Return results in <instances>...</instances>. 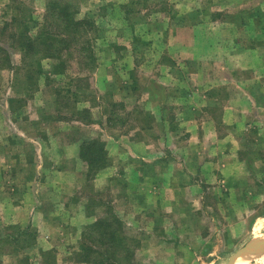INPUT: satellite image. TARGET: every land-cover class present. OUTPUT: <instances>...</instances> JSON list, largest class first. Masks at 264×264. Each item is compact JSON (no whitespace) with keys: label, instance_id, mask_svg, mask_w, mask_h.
I'll return each mask as SVG.
<instances>
[{"label":"rangeland","instance_id":"obj_1","mask_svg":"<svg viewBox=\"0 0 264 264\" xmlns=\"http://www.w3.org/2000/svg\"><path fill=\"white\" fill-rule=\"evenodd\" d=\"M49 1L0 0V48L6 52L0 54V59L5 62L4 58L8 57L7 64L0 63L3 65L0 68V152L7 161L4 163L0 155V264H85L82 246L90 244L86 226L114 216L121 222L124 220V235L130 240L129 244L136 245L127 264H136L137 250L150 235L144 232L148 227L147 220L140 218L139 225L128 226L127 220L111 210V196L113 200V196H119V188L112 193L107 188L100 192L103 185L87 183L82 190V194L89 197L86 213L95 215L89 218L94 221L86 225L84 217L78 216L82 210L76 208L74 189L71 196L59 197L48 184L49 192L38 197V191L44 190L42 184L54 181L56 177L55 169L50 167L51 161L60 158L57 150L64 137L60 138L59 133L80 135L88 145L94 143L87 151L88 157L96 151V157H102L98 162L101 167L103 145L98 142L96 132L87 125L93 118L105 120L113 115L120 120L117 125L124 126L130 121L123 104H119L120 101L114 103L109 96L114 95L115 88L125 85L129 95V87L135 84L133 95L140 93L139 82L145 79L155 82V76L158 79L160 73L155 71L158 66L165 67L162 70L170 69L163 75L171 84L191 78L192 84H198L201 92L213 78V69L218 64L226 69L225 75L222 73L221 76L228 82L254 80L256 73L250 62L256 57L251 58L248 50L259 48L261 67L264 0H184L189 2L184 7L188 13L180 16L174 8V0H63L78 12L76 19L93 23L91 52L97 65L82 64L70 49L62 51L60 59L29 54L22 62L19 36L37 34ZM127 2L130 5L127 6ZM175 23L199 27L194 32L196 36L201 34L203 41L195 40L190 48L195 54L194 59L189 60L191 62L180 58L171 60L168 53L161 51L166 36L176 31L172 29ZM251 32L258 35L248 40L247 34ZM207 47L215 48L209 53ZM239 50H243L242 56L237 55ZM37 65L42 69L41 75L37 74ZM54 66L62 74L56 75ZM128 68L133 70L126 71ZM171 76L175 82L171 81ZM262 76L259 74L257 79L261 81ZM168 80L166 82L170 84ZM150 90L154 91L152 87L148 88L152 93ZM179 93L185 96L186 89ZM126 107L130 110L131 105ZM114 118L109 117V123L115 124ZM71 121H79V124ZM247 136L244 139L250 146L254 138ZM42 151L46 156L44 170L39 167L41 163L36 168L37 157H34ZM231 155L233 161L227 162L231 169L226 170V176L220 174L213 183L204 184L200 190L204 194L203 202L195 207L190 201L183 202L178 228L184 226L189 231L183 237H177L175 264H228L247 243V246L264 243V148H238ZM234 162H237V170L233 168ZM74 165L64 166L69 170L74 167L73 173H69L72 181ZM92 167L87 173L89 179L96 171ZM27 189L32 191L28 193ZM121 204L122 201L116 198L115 212H119ZM36 209L46 215L35 216ZM160 211L152 216L158 222L163 219L162 215H157ZM126 217L133 223L132 214ZM28 225L27 233L19 235L18 230H24ZM137 226L144 229L139 232ZM182 239L191 248H185ZM247 257L238 258L234 264H240ZM247 264H264V253Z\"/></svg>","mask_w":264,"mask_h":264},{"label":"crops","instance_id":"obj_2","mask_svg":"<svg viewBox=\"0 0 264 264\" xmlns=\"http://www.w3.org/2000/svg\"><path fill=\"white\" fill-rule=\"evenodd\" d=\"M127 3V6L130 5ZM173 3L179 16L188 13L184 7L189 2L174 0ZM174 25L172 29L176 31L165 35L166 43L161 51L168 53L171 60L179 58L183 61L193 60L195 54L190 48L195 40L203 41L202 35L196 36L194 32V29L199 27H193L188 23H183L182 26L179 23ZM256 35L258 34L251 32L247 34V39L253 40ZM214 48L206 49L211 53ZM239 52L237 55L240 56L244 53L243 50ZM248 52L251 58L256 57L254 62L252 59L250 62V67L256 73V77L252 76L254 80L228 82L221 76L222 73L225 75L226 69L218 64L216 69H213V78L201 92L198 84H192L191 78L186 77V81L181 79L171 84L163 75L170 69L162 70L165 67L158 66L155 71L162 77L159 78L160 75H157L156 79L155 76V82L146 79L139 82L140 93L138 91V94L133 95L135 84L129 87V95L128 91H125L127 88L125 85L115 88L114 95L109 96H112L114 103L120 101L119 104H123L130 121L125 122L124 126L117 125L119 118L113 115L105 120L93 118L87 125L96 132L98 142L103 145L102 166H98L100 160L97 162L95 160L91 165L96 171L89 179L87 173L91 165L82 155V150L84 151L88 144L80 135L73 136L69 132H60L59 137H64L62 145L60 144L57 150L60 158L55 162L49 160L53 163L50 168L55 169V180L42 184L44 190L38 191V197L49 192L46 189L48 184L52 185L53 193H58L59 197L71 196L74 189L75 202L78 204L76 208L82 210L78 216L84 217L83 223L86 225L94 221L89 218L95 215L86 213L89 197L83 195L82 190L87 183L90 182L92 186L95 183L103 185L99 189L100 192L106 191L107 188L109 193H112L119 188L120 195L113 196L114 200L111 196V210L118 217L127 220L125 224L128 226L139 225L140 218L147 220L148 227L144 232L150 235L145 237L137 250L136 264H175L177 237H183L185 232L189 231L184 226L178 228V217L182 214L183 202L190 201L193 207L201 203L204 194L200 190L202 191L204 184L210 185L220 174L226 176V170L231 169L227 162L233 161L232 151L237 152L238 148H264V51L262 50L261 54V67L259 48H252ZM95 65L97 61L94 67ZM132 70L133 68H128L126 71ZM259 74L263 75L261 81L257 79ZM170 78L171 81H176L174 77ZM167 80L170 84L166 82ZM149 87L154 89L150 90L152 93L148 92ZM183 89H186L185 96L179 93ZM127 105H131L130 110L127 109ZM134 109L139 111L136 112ZM109 117H115V124L109 123L111 121ZM251 135L254 142L247 146L244 137ZM39 153L34 154V157H37L35 166L38 168L41 163L39 167L44 170L46 156L43 151ZM3 159L4 163H7L5 157ZM17 159H20V154ZM72 163L75 164L73 181L69 173H73L74 167L72 170L64 167ZM236 164L237 162H234V170H237ZM31 191L32 189H27L28 193ZM116 198L122 201L119 212L114 211ZM157 210H161L157 215L163 216L160 222L152 217ZM131 214L134 217L133 223L126 217ZM34 215L46 214L36 209ZM26 228L29 229V225ZM137 228L139 232L144 229L139 226ZM182 241L186 243L185 240ZM184 247L191 248L188 243Z\"/></svg>","mask_w":264,"mask_h":264},{"label":"trees","instance_id":"obj_3","mask_svg":"<svg viewBox=\"0 0 264 264\" xmlns=\"http://www.w3.org/2000/svg\"><path fill=\"white\" fill-rule=\"evenodd\" d=\"M47 7L44 22L41 28H38L37 34L33 37L24 33L19 36L22 62H25L31 54L40 55L41 58L46 59H60L62 51L70 49L82 64L92 66L95 63V58L91 52L93 37L90 35L94 30L93 23L87 19H76L75 16L78 12L63 0H51ZM51 25L52 28H50ZM0 50V54L5 52L2 48ZM4 61L6 63L0 59V63L5 65L8 63V57L4 58ZM37 68V74L41 75L42 69L39 65H37ZM54 70L56 75L62 74L61 70L55 69V66ZM94 145V143H91L84 151L82 150V155L86 157L90 165L95 160L96 162L101 160V156L96 157V151L92 152V157L96 158L88 157L87 151L93 148ZM97 151H100V149ZM123 227V223L116 216L110 219H98L86 226L90 244H83L85 246H82V262L85 264L129 263L136 245L128 243L130 240L124 235ZM27 230V228L18 230V234H26ZM256 256L250 255L240 264H247Z\"/></svg>","mask_w":264,"mask_h":264},{"label":"water","instance_id":"obj_4","mask_svg":"<svg viewBox=\"0 0 264 264\" xmlns=\"http://www.w3.org/2000/svg\"><path fill=\"white\" fill-rule=\"evenodd\" d=\"M248 244V243H247ZM247 244L243 246L240 250L237 251L235 255L231 257L228 264H234L236 260L242 256H249V255H260L264 253V248L257 250V251H250L247 249Z\"/></svg>","mask_w":264,"mask_h":264},{"label":"bare ground","instance_id":"obj_5","mask_svg":"<svg viewBox=\"0 0 264 264\" xmlns=\"http://www.w3.org/2000/svg\"><path fill=\"white\" fill-rule=\"evenodd\" d=\"M264 238V237H263ZM262 241V240H261ZM264 248V243L262 241V243L260 242H257V244H254V245H248L247 246V249L250 250V251H257V250H260V249H263ZM245 256L243 257H240L242 260Z\"/></svg>","mask_w":264,"mask_h":264}]
</instances>
